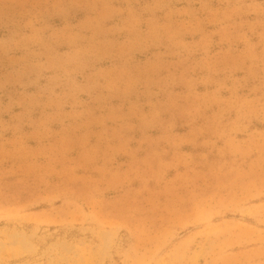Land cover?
Masks as SVG:
<instances>
[{"label":"rangeland","instance_id":"1","mask_svg":"<svg viewBox=\"0 0 264 264\" xmlns=\"http://www.w3.org/2000/svg\"><path fill=\"white\" fill-rule=\"evenodd\" d=\"M0 264H264V0H0Z\"/></svg>","mask_w":264,"mask_h":264}]
</instances>
